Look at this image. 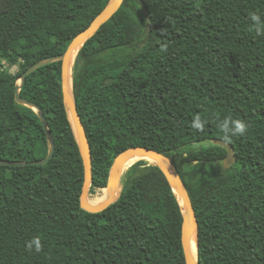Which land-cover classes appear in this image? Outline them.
<instances>
[{
  "label": "trees",
  "instance_id": "obj_1",
  "mask_svg": "<svg viewBox=\"0 0 264 264\" xmlns=\"http://www.w3.org/2000/svg\"><path fill=\"white\" fill-rule=\"evenodd\" d=\"M109 1L0 0L1 161L47 157L37 113L15 100L19 78L65 53ZM253 13L264 18V0H125L73 65L89 194L105 190L124 151L165 156L196 213L197 264H264V37L252 30ZM19 95L42 111L55 152L44 166H0V264H185L182 208L156 166H131L105 211L81 209L84 168L61 62L27 76ZM197 115L208 121L203 134L191 128ZM229 116L248 132L228 143L236 160L226 169L227 151L213 140L225 142L217 125ZM35 237L41 253L26 250Z\"/></svg>",
  "mask_w": 264,
  "mask_h": 264
},
{
  "label": "water",
  "instance_id": "obj_2",
  "mask_svg": "<svg viewBox=\"0 0 264 264\" xmlns=\"http://www.w3.org/2000/svg\"><path fill=\"white\" fill-rule=\"evenodd\" d=\"M124 1L125 0H110L107 6L104 8V10L91 22L89 27L83 30L81 33H79L72 40V42L66 49L65 53H63L60 56L44 59L36 63L32 67H30L27 71H25L21 75L15 89V100L17 104L21 106L30 107L31 109L34 110L35 113H37L47 136L49 151L47 157L41 161L9 162V161L0 160V166L40 167L46 165L53 157L55 152V142L51 135V132L49 131L46 119L42 111L36 105L26 100H23L20 97L19 93L22 86L25 83L27 76L34 73L35 71H37L38 69H40L45 65L54 62H61V89H62L63 103L79 147V152L84 168V181L80 195L81 209L91 214H98L108 209L113 203L117 201V199L120 196L121 178L125 173L124 170L127 163L131 159L136 157L151 159L155 162L154 166H156L164 175L168 185L170 186L173 193L176 195L177 199L179 200V204L182 208L183 223L181 229V244H182L185 264H197V262L195 263L193 260L192 251H191V241L193 237H195V242H196V233L198 228L196 213L190 195L186 187L184 186L182 180L180 179L176 170L170 163L169 159L161 155L160 153L141 147L131 148L121 153L114 160L113 165L109 172L108 182L105 188V190L108 193L107 200L97 207H93L88 204V197L93 179L92 157H91L89 141L74 100L73 78H72V92H70L69 90V84L71 82V73L73 75V66L71 68V58L76 51L78 54L80 48L89 39H91L98 32V30L118 12ZM147 23L150 24L149 19H147ZM213 144L227 151V156L223 164L226 169H229L235 163L236 160L232 146L220 140H213ZM196 249H197V243H196Z\"/></svg>",
  "mask_w": 264,
  "mask_h": 264
},
{
  "label": "clouds",
  "instance_id": "obj_3",
  "mask_svg": "<svg viewBox=\"0 0 264 264\" xmlns=\"http://www.w3.org/2000/svg\"><path fill=\"white\" fill-rule=\"evenodd\" d=\"M250 20L252 22V30L257 33V35L264 37V18L258 14H251ZM166 30L162 33L163 36H166ZM163 51H167V46H165ZM208 121L202 118L200 115H197L191 124L193 131L203 134L206 130ZM217 127L220 132L223 134L222 139L231 144L233 138L243 137L248 132V124L240 119H233L231 116L219 121ZM26 250L29 253L35 251L36 253H41L44 250V242L40 237H35L34 239L27 242Z\"/></svg>",
  "mask_w": 264,
  "mask_h": 264
},
{
  "label": "bare ground",
  "instance_id": "obj_4",
  "mask_svg": "<svg viewBox=\"0 0 264 264\" xmlns=\"http://www.w3.org/2000/svg\"><path fill=\"white\" fill-rule=\"evenodd\" d=\"M76 55H77V51L73 54V56L71 58V68L73 66V63H74ZM69 90H70V92H72V73H71V82L69 84ZM140 161H145L149 165H154L155 164V162L153 160H151V159L142 158V157H136V158L131 159L127 163L124 171L126 172L131 166H133L134 164H136L137 162H140ZM107 196H108L107 192L99 193L95 197L88 198V204L90 206L97 207V206L101 205L102 203H104L107 200ZM191 251H192L193 260L196 263L197 262V249H196L195 237H193V239L191 241Z\"/></svg>",
  "mask_w": 264,
  "mask_h": 264
},
{
  "label": "rangeland",
  "instance_id": "obj_5",
  "mask_svg": "<svg viewBox=\"0 0 264 264\" xmlns=\"http://www.w3.org/2000/svg\"><path fill=\"white\" fill-rule=\"evenodd\" d=\"M4 70H7V71H10L11 73L17 71V68L13 67V68H8L7 66L4 68ZM209 145L208 144H205L203 147H208ZM155 165V164H154ZM102 192H107L106 190H95L93 192V194H89V197L88 198H92V197H95L97 196L99 193H102Z\"/></svg>",
  "mask_w": 264,
  "mask_h": 264
}]
</instances>
